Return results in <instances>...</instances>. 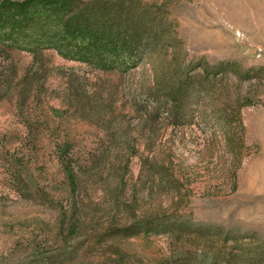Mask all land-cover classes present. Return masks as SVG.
<instances>
[{
	"label": "rangeland",
	"instance_id": "374dc122",
	"mask_svg": "<svg viewBox=\"0 0 264 264\" xmlns=\"http://www.w3.org/2000/svg\"><path fill=\"white\" fill-rule=\"evenodd\" d=\"M132 2L140 11L149 5L175 40L161 52L150 47L147 58L128 74L105 73L53 50L40 64L20 51L11 53V61L0 59V66L16 72L9 94L0 100V264H210L207 251L189 253L187 245L184 255L167 236L128 239L103 232L112 208L110 191L123 170L104 171V165L93 170V165L103 156L129 154L132 136L139 140V154L126 177L131 186H147L150 173L143 160L157 158L183 182L176 199L187 218L231 234L241 247L264 241V78L240 83L230 76L218 86L219 95L217 86L214 94H205L208 83L219 82L206 78L208 65L234 61L245 70L264 67V0ZM179 70L203 78L188 109L194 125L151 124L158 134L150 152L144 120L147 105L150 111L157 107L149 94L155 74ZM237 93L255 102L242 108L240 124L220 119L223 108L231 107L224 98ZM228 134L242 147L241 164ZM63 156L77 171L76 194ZM172 197L143 200L153 209L162 202L173 215ZM76 201L79 228L70 234L67 220ZM205 238L201 244L208 250L213 240Z\"/></svg>",
	"mask_w": 264,
	"mask_h": 264
},
{
	"label": "trees",
	"instance_id": "16d2710c",
	"mask_svg": "<svg viewBox=\"0 0 264 264\" xmlns=\"http://www.w3.org/2000/svg\"><path fill=\"white\" fill-rule=\"evenodd\" d=\"M88 1L1 0L0 59L11 61V53L20 51L30 54L34 64H40V61L42 63L45 59V53L53 50L66 60L79 62L105 73L128 74L129 71L137 68L144 58H147L150 47L161 52L162 49H166L171 40H175L166 31L167 27L165 28L159 15L154 13L149 5L140 7V11L132 0ZM169 36L170 40H168ZM11 69L9 66H0V100L9 94L16 76V72ZM181 70L169 72L167 76L155 74V86L149 94L152 96L153 105L157 107L150 111L152 105H147L145 115L148 118L144 120V130L151 134L148 141L150 152L153 151L158 134L151 124H164L169 121L175 126L194 125L192 116L188 112L193 107L191 98L197 97L203 78L197 79L191 72L185 74ZM206 71V78L209 76L219 78L218 84L210 82L206 85L205 94L207 95L214 94L216 86L217 92L218 86L221 87L230 76H234L240 83L264 78V67L259 70L255 68L245 70L234 61L220 62L215 68L208 65ZM162 88L166 89V94L160 98L161 93L159 92L163 90ZM162 100L163 105H161ZM224 100L231 107L226 110L223 108L224 117L220 119L223 118L229 123H242L240 122L242 108L255 104L252 98H244L240 93H237L235 98L228 94ZM83 101H86L84 97ZM103 119L106 118L103 117ZM222 129L225 132L224 128ZM129 139L133 141L129 154L121 156L118 153L115 157L103 156L106 161L102 158L103 162L101 159L93 165V170L99 168L100 165H104V171L123 170V175L117 179L116 188L110 191L112 208L110 214L107 215L106 221L108 222L103 230L104 233L109 231L112 238L128 239L139 235L167 236L175 240V244L181 245L184 255L191 253L192 249L197 255L207 251L209 256L211 255L210 264H264L263 240L253 241L247 248L241 247L239 240L234 239L235 237L231 234L228 233L225 236L222 230L198 225L193 222L191 215L187 218L181 210L180 200L176 199V195L182 192L183 182L177 178L175 173L170 172L171 169L165 166V162L159 163L157 158L143 160V166L147 165L150 173L149 180L144 182L148 188L138 186V184L131 186L126 177L131 173L132 158L139 154L137 144L139 140L136 136ZM234 139V134H228L227 140L231 145L234 158L241 164L242 147L236 144ZM241 145H244L243 138H241ZM65 158L61 157V163L72 192L76 194L78 190L77 171L72 166V161L67 162ZM143 193L147 195L146 198L143 197ZM158 196H173L172 198L176 199L172 203L175 208L173 215L164 211L162 202L153 206L154 209L147 208L150 204L144 200L150 202L152 198L155 199ZM82 205L84 208L88 207L84 203ZM78 213L80 212H78L76 201L73 206V215L67 220L70 234H74L79 228L76 221V218H79ZM86 215L88 217V214ZM65 219L67 218L64 215L62 225ZM206 233L213 240L211 248L208 249V246H205L208 250H204L201 244L206 239L205 236H208L205 235ZM214 239H217L215 245ZM232 240L233 245L228 246ZM187 245L190 246L187 249L189 253L184 249ZM205 264H208V260Z\"/></svg>",
	"mask_w": 264,
	"mask_h": 264
}]
</instances>
